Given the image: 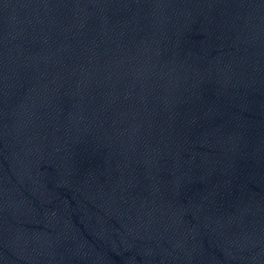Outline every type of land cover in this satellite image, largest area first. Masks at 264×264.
Segmentation results:
<instances>
[{"label":"water","instance_id":"water-1","mask_svg":"<svg viewBox=\"0 0 264 264\" xmlns=\"http://www.w3.org/2000/svg\"><path fill=\"white\" fill-rule=\"evenodd\" d=\"M0 264H264V0H0Z\"/></svg>","mask_w":264,"mask_h":264}]
</instances>
